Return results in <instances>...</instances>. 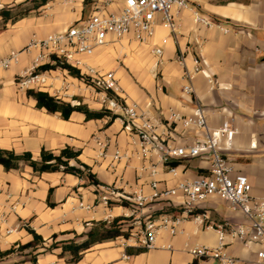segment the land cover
<instances>
[{"label":"crops","instance_id":"obj_1","mask_svg":"<svg viewBox=\"0 0 264 264\" xmlns=\"http://www.w3.org/2000/svg\"><path fill=\"white\" fill-rule=\"evenodd\" d=\"M50 1L38 14L31 10L16 21L3 22L0 16V60L19 52L18 61L8 68L0 67V148L16 153L29 151L34 159L41 150L58 152L71 146L81 153V161L89 165L100 182L63 171L42 172L22 162L17 169L6 170L0 165V249L12 252L0 258V264H192L189 248L219 244V234L205 229L191 220L182 222L176 234L161 229L155 247L144 249L126 241L125 236L98 242L86 250L76 263L69 255L60 256L62 244L68 240H83L95 222L111 221L131 212L127 206L111 202L106 206L101 197L106 187L132 194L142 190L152 192L150 164H156V178L160 188L174 187L185 179L209 173L210 154H203L177 162V175L169 170L157 155L144 159L133 137L123 128L119 118L110 122L108 116L87 119L74 111L69 119L44 108H38L27 90L17 85V75L29 68L38 53L36 48L26 50L33 39L44 38L85 18L88 0H71L66 4ZM93 2V1H89ZM88 2V3H89ZM121 0L112 8L120 7ZM27 0H0V10H16L27 5ZM185 8L175 16V32L164 26L157 16L155 33L146 44L138 43L132 34L120 41L99 47L89 58L98 68L114 71L121 86V96L127 103H137L145 115L157 126L156 132L169 138L175 145H186L204 137V131L195 126L172 122V112L189 116L195 107L202 106L211 128L221 127L225 121L236 132L231 138L223 136L220 152L229 160L234 173L244 174L251 183V194L264 195V0H188ZM19 6V7H18ZM192 8L205 17L229 27L224 32L194 21ZM94 10V5L92 13ZM163 49L161 57L152 47ZM184 56V64L180 56ZM198 57L205 72L192 77L193 94L184 92L185 68L192 70ZM53 71L52 75H55ZM63 80L70 75L60 71ZM60 79V78H59ZM54 80V85L60 80ZM53 96V93H50ZM76 98V99H75ZM72 100L83 101L92 110L104 106L97 94L87 98L76 92ZM120 114L121 112H116ZM110 139L105 157L100 155V143ZM123 154L114 159L116 149ZM110 172L114 181L101 177ZM113 197V196H112ZM84 207H80V202ZM171 201L180 204L181 195ZM220 203L226 211L218 210ZM89 206V208H87ZM164 203H156L154 210ZM215 220L245 223L241 212L233 210L219 197L203 203ZM121 219L119 226L128 225ZM31 228L41 239L34 241ZM10 231V233H8ZM55 247L51 248V245ZM227 252L240 259L239 264H258V245L250 248L229 243ZM217 260V259H215Z\"/></svg>","mask_w":264,"mask_h":264},{"label":"built area","instance_id":"obj_2","mask_svg":"<svg viewBox=\"0 0 264 264\" xmlns=\"http://www.w3.org/2000/svg\"><path fill=\"white\" fill-rule=\"evenodd\" d=\"M70 1L67 0V2ZM92 1L94 2L92 15L87 19H81L80 24H70L61 31L30 42L26 50L36 48L38 53L29 68L17 75L18 87L23 90L43 89L53 93V96L58 99L64 100L73 98L78 92L74 80L85 85L86 82H90L91 86L94 85L100 89L97 94L104 109L109 112L106 116L111 119V115L116 114L123 128L135 136L132 143L139 147L140 156L144 159H150L153 155L159 156L162 162L170 166L169 171L173 175H177L178 172L177 167L170 163L172 160L210 154L208 174L185 179L174 187L160 188V182L156 178L158 174L156 164H150L147 168H150V176L153 179L152 192L149 195L143 194L142 190L127 194L119 192L112 186L106 187L107 195L101 197L102 203L110 206L114 201L131 209L130 213L125 214V217L131 218L129 225L132 226L130 234L124 237L126 241H133L134 245L147 250L152 249L155 247L158 232L161 229L168 230L174 235L182 222L191 220L194 224L205 229H213L219 234V244L215 247L200 245L189 248V253L194 260L217 259L221 264H239L240 259L226 249L229 243L236 242L247 248L258 245L257 263L264 264V195H252L248 177L234 173L229 160L219 150L221 138L223 136L231 138L236 130L231 128L227 121L221 127L211 128L202 106L198 104L191 115L184 116L172 112L168 120L180 121L186 127L201 128L204 131V137L195 139L190 144L175 145L169 138L156 132L157 126L137 103L129 104L121 96L122 89L114 71L98 68L89 60L97 48L113 41H120L130 34L138 43H148L155 33L158 15L161 16L164 26L174 33L177 27L175 16L181 10L188 8V0H121V6L116 8L112 6L119 0ZM192 12L195 22L207 27L220 28L226 33L230 31L229 27L202 15L197 8H192ZM151 51L158 57L163 55L161 47L154 46ZM18 55L19 52H13L1 59L0 67L8 68L13 62L18 61ZM54 57L60 60L61 64L78 68L83 77L63 80L61 74L52 75L53 71L58 70L56 68L61 65L43 69L44 65L54 63L52 60ZM179 58L184 64V56L181 55ZM61 70L68 73L67 69ZM198 72H205V70L200 66L199 58L195 57L193 69L185 68L184 70L185 93L193 94L192 77ZM57 79L60 80L59 86H57L58 83L54 85V80ZM70 103L78 105L81 102L72 100ZM119 111L121 113L117 114L116 112ZM99 144L103 148L100 155L105 157L107 148L110 146V139ZM122 157L123 154L117 148L113 158ZM177 195L183 198L180 204L171 201ZM214 196L226 201L233 210L241 212L245 223L215 220L210 209L203 206L206 200ZM160 202L164 203V206L154 210L155 204ZM79 206L84 207L82 201ZM126 221L123 220V222ZM135 225L138 226L134 227Z\"/></svg>","mask_w":264,"mask_h":264},{"label":"trees","instance_id":"obj_3","mask_svg":"<svg viewBox=\"0 0 264 264\" xmlns=\"http://www.w3.org/2000/svg\"><path fill=\"white\" fill-rule=\"evenodd\" d=\"M49 1L51 0H36L33 6L24 8L20 11L12 10L10 8L1 9V19L3 22H7L9 20L16 21L17 19L28 15L31 10H36ZM52 60L54 63L44 65L43 69H51L61 65V67L67 69L71 75L79 78L83 77L78 68H75L69 64H61L60 60H58L56 57L52 58ZM27 94L35 99L36 106L38 108H44L49 112L58 113L64 119H69L74 111L83 112L87 119H100L109 114L108 110L106 109L92 110L82 102L78 105H72L70 102L52 96L48 91L43 89H28ZM116 118L117 115L112 114L110 122L114 121ZM80 153L81 152L79 150H75L71 146H65L58 152L43 148L40 153V158L34 159L33 154L29 151L16 153L12 150L0 148V165L6 170H10L19 168L20 164L24 162L30 165L34 171L39 173L63 171L64 173H71L80 177H86L91 182L99 184L100 182L92 172L91 167L81 161L79 158ZM172 164L176 165L177 162H172ZM120 220L121 218H117L110 224H108L106 221L95 222L94 227L88 231V233L85 235L86 237L83 240L77 241L75 239H71L64 242L61 246L62 250L59 255H69L68 261L70 263H76L82 258L84 252L96 243L108 239H116L119 236L127 237L129 233L124 228L119 226L118 222ZM29 231L33 233L35 243H38L37 240L41 239L40 236L37 235L31 228H29ZM52 247H55V244H52L51 248ZM11 252L12 249L4 251L0 249V258L10 254ZM33 262L36 264L35 258H33ZM192 264H199V262L198 260H194Z\"/></svg>","mask_w":264,"mask_h":264},{"label":"rangeland","instance_id":"obj_4","mask_svg":"<svg viewBox=\"0 0 264 264\" xmlns=\"http://www.w3.org/2000/svg\"><path fill=\"white\" fill-rule=\"evenodd\" d=\"M38 1V0H37ZM51 1H55V0H51ZM27 5H24V6H20L19 8L16 9V11H20V10H23L24 8H27V7H31L33 6V4L36 2L35 1H32V0H28L27 1ZM50 2V1H49ZM47 2V3H49ZM89 0L87 1V4L84 8V13H85V18L84 19H87L89 18L91 15H92V9H93V5H94V2H89ZM67 3V0H58L57 1V4H66ZM36 13L40 14L43 12V7L40 8L39 10H36L35 11ZM82 20L78 21L77 24H80ZM58 70H56V72H54V74H60V71H63L61 70L62 68L59 66L58 68H56ZM68 72V70H67ZM68 75L72 76V77H75L73 75H71L69 72L67 73ZM76 78V77H75ZM71 79V77L69 78ZM74 83L76 84V86L78 87V92L79 93H82V94H85V96L88 98H92V97H96L97 96V91L99 92V88L96 86L94 87V85L91 86V83L90 82H86V85L81 83V82H78L77 80H74ZM60 83L57 84V86H59ZM80 102L83 103V101L81 100ZM101 177H104V179L106 181H108L109 183H112L114 181V176L113 174H111L110 172H104V174H102ZM218 210L220 211H226L227 208H226V205L224 203H220L219 206H218ZM122 220H128L126 221V225L125 226V230L130 234L131 232V228L132 226L129 225L131 224V218H127L125 216H122L121 217ZM123 223V222H122ZM138 225H135L134 227H137ZM199 264H221L218 260H215V259H210V260H205V259H199L198 260Z\"/></svg>","mask_w":264,"mask_h":264}]
</instances>
